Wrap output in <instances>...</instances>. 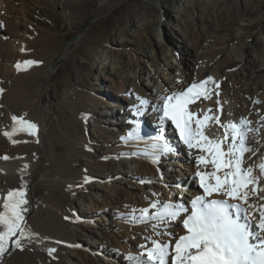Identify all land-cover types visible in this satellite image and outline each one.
<instances>
[{
  "label": "rangeland",
  "instance_id": "rangeland-1",
  "mask_svg": "<svg viewBox=\"0 0 264 264\" xmlns=\"http://www.w3.org/2000/svg\"><path fill=\"white\" fill-rule=\"evenodd\" d=\"M252 58L264 65V0H0V78L7 88L0 133L11 131L18 113L38 126L31 159L8 157L0 167L37 166L24 232L47 239L17 234L12 239L21 246L11 242L0 264H136L153 240L174 246L187 234L182 218L154 229L158 221L141 215L157 211L151 205L160 202L163 162H154L160 150L144 141L159 129L164 97L211 77L210 98L200 90L188 111L197 119L220 114L241 127L248 121L245 168L261 141L251 123L264 122V70L252 79L246 62ZM27 60L38 63L25 68ZM168 61L178 65L183 83H162L154 102L150 72L163 74ZM9 101L28 109L18 112ZM164 123L190 150L193 160L184 165L199 166L214 182L215 166L198 162L212 157L184 144L172 121ZM192 126L199 128L195 120ZM205 129L227 153L225 137L210 139Z\"/></svg>",
  "mask_w": 264,
  "mask_h": 264
},
{
  "label": "snow or ice",
  "instance_id": "snow-or-ice-1",
  "mask_svg": "<svg viewBox=\"0 0 264 264\" xmlns=\"http://www.w3.org/2000/svg\"><path fill=\"white\" fill-rule=\"evenodd\" d=\"M22 63L26 68L38 62L27 60ZM22 63L18 62L15 67L21 70ZM211 80L212 78L209 77L199 85L192 84L184 92L164 97V103L159 110L162 113L161 121H172L184 144L189 148H201L212 157L210 161H206L202 155L198 157V162L201 164L210 162L215 166V171L212 173L215 177V185H210L204 173H197L205 194L191 201L190 210L179 200L175 203H153L151 207L157 209L155 214H149V209L141 210L144 219L158 221L157 225H153L154 229L159 224L170 225L173 220L187 213L182 220V226L187 234L176 239L174 246L168 241L153 240L152 246L141 254L136 264H169L170 255L171 264H264V206L258 209L259 219H255L254 212H249V209H254L255 206L248 203V188L250 184L255 186L258 180L252 175L251 167L246 169L243 167L244 154L251 151L246 145L247 133L251 131L249 122L243 121V127L239 124L225 126L233 134L226 153L221 149L220 142L209 140L204 135L202 129L205 121L210 117L197 119L195 113L188 111V104L201 95L200 90H203L205 98H210L206 84ZM3 91L4 89L0 88V94ZM25 116L26 114L19 117L13 116L14 124L11 131H4L2 134L9 139L21 132L35 135L38 130L37 124L25 119ZM193 120L199 128H193ZM217 123H219L218 118ZM225 139H228L227 132ZM154 148L165 154L173 150L167 143L154 145ZM225 156L229 158L225 159ZM3 159L8 157L5 156ZM153 159L154 162H158V157L153 156ZM259 167L261 171H264V163H261ZM221 169H228L223 178L216 174ZM221 191L231 200L242 203L233 204L229 200L207 198L214 192ZM25 197L26 192L22 186L9 191L3 201L4 211L0 212V225L3 226L0 230V255L8 250L9 241L16 247L21 246L19 239L12 238L17 234L25 235L23 212L26 211L24 206L28 203ZM245 204H248L247 208L244 207ZM232 209H235V213ZM242 216L245 221L243 223ZM168 234L171 235V233ZM158 235H164V233H158ZM141 248L145 246L141 245Z\"/></svg>",
  "mask_w": 264,
  "mask_h": 264
},
{
  "label": "bare ground",
  "instance_id": "bare-ground-1",
  "mask_svg": "<svg viewBox=\"0 0 264 264\" xmlns=\"http://www.w3.org/2000/svg\"><path fill=\"white\" fill-rule=\"evenodd\" d=\"M165 34L169 37V42H171L172 38L169 35V33L166 32ZM158 38L162 44L165 43V41H163L161 38V34L158 35ZM180 50L185 52V48L180 47ZM246 62H247V69L250 71L251 78L256 79L257 74L261 73V71L264 70V65L258 66L257 65L258 60L256 58H252L250 60H247ZM168 68L170 69V72H167ZM150 74H151L150 75L151 80L146 84V87L149 89L151 93L150 97L152 100H154V102L157 98L162 96L165 90V87H164L165 85L163 86L162 83H166V85L168 86H171L172 82L183 83V76H180V68L178 67L177 64L174 63V61H168L163 74H159L157 71H151ZM3 86H5L4 81L0 78V88L7 90V88ZM4 97H6L4 93L0 94V100L3 99ZM6 103L8 106H11L13 109H16L18 112H22L25 109H28L26 108L27 106L26 107L18 106L17 103L11 104L10 101ZM118 106L119 105L116 104V107ZM234 112L237 115H239V112L237 111H234ZM208 117H210V119L205 121L204 126L206 127L205 130L207 131V134H209V138L210 139L211 138L220 139L222 136L225 137L226 132H227L228 139L226 140L228 141L230 145V143L232 142L231 137L233 134L230 130L226 129L225 127L226 125H229L230 123H228L225 117L220 114H214V115L211 114V116H208ZM1 118H2V121L4 122L3 110L0 109V122H1ZM217 118L219 119V123H217ZM164 122L161 121L160 124H158V128H159L158 130L153 131L150 128V130L153 131L152 141H148V140L144 141V144H148L152 146L157 145V144L162 145L164 143H167L168 145L171 146V143H174L172 147L177 149L176 152H171V153L168 152L166 154L162 153L161 151H158L156 153L158 155V161H163V162H160V164H158L160 165V170L162 171L161 176L158 178V182L160 184L158 185V188L160 190V194L158 195V197H159L160 202L175 203L179 200V202L183 203L190 210L191 201L195 199L197 196L205 194L203 188L200 186L199 177L196 174L204 173L206 175V173L203 172V170L199 169L198 168L199 166L198 167L196 166L187 167L184 165L185 162L191 161L192 159L191 155L189 156L188 154L190 153L189 152L190 150L186 146L180 147L178 144H176L178 143V141L174 139L176 134L175 136H174V133L168 134L166 132L167 129L165 128L166 124ZM251 126L254 128V132H253L254 135L260 134L261 141L259 140L260 144H258L257 148L254 150L256 155L247 161V166L245 167V169L251 167L253 169L252 175L256 177L258 180V183L255 186H253L252 184L249 185L248 203L255 206L254 209H249V212L250 213L254 212L255 219H259L258 209H260L261 206H264V171H261L259 167L261 163H264V131L258 132L257 129L258 128L264 129V122L256 121L253 124L251 123ZM162 127L163 129H161ZM13 140L17 142L13 143L12 142ZM33 141L34 139L32 138L31 135L27 133H23V132L14 135L12 139L4 137L3 134L0 133V164L3 163V160H4L3 157L5 156L12 158L14 160H16L19 157L21 158L27 157L28 159H31L32 156L30 155V149L34 143ZM246 153L248 155L250 154V152H246ZM160 156L161 158H159ZM15 162L14 161L8 162L6 164L7 169L5 167L4 168L0 167V195H2L0 196V212L4 211L3 201L6 198L7 193L11 190L19 189L22 186H23V190L26 192L27 201H28V203L24 207L27 210L29 206L31 205V198L29 195L30 194L29 186L31 183L33 172L37 166L32 164L23 169L22 167H18L17 166L18 163L16 162L17 163L16 164ZM227 171L228 169H222L220 171L221 178L224 177V174ZM9 177H13L14 179H10ZM209 183L211 186L215 185V181L209 182ZM177 185H179V187H177ZM253 192L255 194H253ZM207 198L209 200H212V199L229 200V202L233 204L242 203L241 201L231 200L229 197L224 195L222 191L219 193L214 192L212 196L207 197ZM244 207L247 208L248 204H245ZM232 211L233 213H235V209H232ZM25 212H23V215L25 214ZM186 215L187 213L183 214L180 218L184 219ZM241 222L242 223L245 222L243 219V216L241 217ZM2 228L3 226L0 225V230H2ZM25 232L32 239H36L39 241L47 240L45 237H40V236L38 237L36 234L30 232L28 229H25ZM10 243L11 241H9L8 247ZM6 254H7V251L4 252L3 255H0V263L4 259Z\"/></svg>",
  "mask_w": 264,
  "mask_h": 264
}]
</instances>
